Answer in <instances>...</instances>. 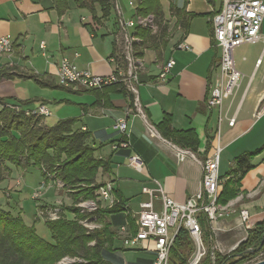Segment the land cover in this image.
I'll return each instance as SVG.
<instances>
[{"label":"crops","instance_id":"1","mask_svg":"<svg viewBox=\"0 0 264 264\" xmlns=\"http://www.w3.org/2000/svg\"><path fill=\"white\" fill-rule=\"evenodd\" d=\"M124 1L125 4L118 0L120 7L131 15L132 9ZM159 1L169 36L159 54L151 48L143 53L145 68L139 74L138 87L143 115L123 92L58 84L56 70L62 56L97 75H107L112 70L108 57L114 54L118 32L114 26L115 12L101 18L96 7L95 19L87 9L76 6L74 0H67L62 12L56 0H0V35L14 41L12 53L0 56V98L10 104L30 103V98L17 94L7 84L36 83L33 77L41 76L52 81L53 86L39 85L44 96L37 105L24 106L26 110L41 104L49 109L50 101L78 106L76 114L62 118L76 117V127L90 134L88 142L95 148L94 155L110 159V171L100 172L97 180L111 182L113 195L118 189L125 200L126 209L112 217L115 228L129 225L128 216L135 221L140 203L151 194L154 209L159 210L161 192L184 203L201 188V166L189 157L179 160L172 147L176 144L163 138L155 126L158 135L151 133L146 122L156 125L169 114L173 129L192 128L198 140L193 152L199 159L214 155L219 145L220 185L228 171L236 167V157L252 153L249 160L253 167L241 178L239 194L225 204L226 213L210 224L213 251L227 254L244 240L255 222L264 219V18L259 38L234 49V63L241 77L233 92L223 96L219 110L208 107L206 99L211 88L221 82V50L210 36V18L221 9L223 0ZM182 40L190 45L189 50L174 48ZM169 57L175 60L169 79H156ZM58 87L76 97H56L52 88ZM119 118L126 121L124 133L115 127ZM231 118L233 125L228 123ZM132 156L138 157L136 167L129 164ZM14 168L21 169L12 166V171ZM31 168L34 167L21 170ZM46 191L47 188L43 195ZM241 209L248 211L250 227L240 220ZM150 243L151 240L131 248L146 253L138 259H154V244Z\"/></svg>","mask_w":264,"mask_h":264},{"label":"trees","instance_id":"2","mask_svg":"<svg viewBox=\"0 0 264 264\" xmlns=\"http://www.w3.org/2000/svg\"><path fill=\"white\" fill-rule=\"evenodd\" d=\"M60 12L67 7V0H56ZM76 6L87 9L96 18V7L100 9L101 18H107L114 11L113 0H74ZM141 14H154L156 31L138 29L142 39L137 45L138 56L143 57L144 49L151 48L157 54L167 42L168 25L159 0H141L137 7ZM114 13V12H113ZM115 49L117 47L116 40ZM34 81L42 86H53L52 81L35 76ZM96 91H118L132 96L119 83L94 89ZM106 94V93H105ZM20 104V105H18ZM28 103L17 104L5 102L0 98V183L7 179L12 166L21 169L36 167L40 169L44 181L59 180L63 189L72 196L73 203L64 207L60 218L46 221L51 232L52 241H46L36 233L33 224H27L21 215H13L9 210L0 207V264H52L66 255L78 254L86 261L84 264H115L106 258L105 253L114 254V240L120 237L119 229L106 220L126 209L125 200L115 190L118 202L111 206L100 205L95 211L81 213L75 205L79 200L95 199L96 191L103 183L97 182V174L110 171V159L94 155L95 148L90 145L88 131L76 127L77 118H60L49 125L43 116L31 113L24 108ZM161 136L172 143L192 151L198 146L196 133L192 128L176 130L171 126V116L165 114L154 125ZM252 153L236 157V167L230 171L221 183L217 203L224 205L240 192V180L247 170L253 167L249 158ZM224 176V177H225ZM220 177V176H219ZM222 177H220L221 179ZM65 211L72 213L73 219H67ZM95 218L102 225L88 232L80 220ZM38 218V217H37ZM202 230V240L206 254L199 264H244L264 251V219L255 222L247 230V237L229 254H219L212 249L211 229L206 215L197 214ZM132 231L134 219L127 217ZM121 238V237H120ZM131 249L119 248V251ZM194 251V244L187 230L180 226L176 231L169 249L167 264H187ZM214 252L212 255L211 253ZM116 254V253H115ZM152 259H138L135 264H151Z\"/></svg>","mask_w":264,"mask_h":264},{"label":"built area","instance_id":"3","mask_svg":"<svg viewBox=\"0 0 264 264\" xmlns=\"http://www.w3.org/2000/svg\"><path fill=\"white\" fill-rule=\"evenodd\" d=\"M114 1V12L118 22L117 47L114 54L108 57L112 65L111 73L107 75H97L88 69H82L69 59L62 56L57 64L56 76L59 85H77L88 90L101 89L112 84H121L132 96L133 106L143 115L139 101L140 85L139 74L141 66L144 65L142 55L138 56L137 45L141 38L137 34L138 29H150L156 31L154 14H141L137 7L141 0H127L128 6L132 9V14L125 16L118 0ZM264 18V0H223L221 9L215 12L210 18L211 37L216 46L220 47L221 56L218 62L220 73V84L211 88L208 92L206 103L208 107L221 109L223 96L231 94L237 86L241 77L240 71L235 67L234 49L242 44L254 42L259 38L261 24ZM14 41L9 36L0 35V56L10 55L13 51ZM176 50H189L191 47L186 41L175 44ZM77 55V54H75ZM258 63L260 60L257 61ZM175 63L173 57H169L161 66L157 78L161 81L169 79L171 69ZM31 113L39 116L50 115L46 105L41 104ZM147 123L148 130L158 135L154 125ZM229 125H233L234 118L229 120ZM115 127L122 133L126 131V121L119 118ZM123 145H125L123 143ZM175 155L179 160L189 157L196 161L202 169L201 188L198 192L188 198V201L179 203L161 192V208L154 209L151 194L149 199L140 203V210L135 217L134 231L127 224L119 227L121 244L126 248H137L150 240L154 244V259L151 264H167L169 249L174 235L180 226L184 227L194 242V252L188 259L187 264H198L202 256L206 253V247L202 240V230L198 222L197 214L203 212L209 223L213 225L217 219L223 215L221 205L217 203L219 195L220 177L218 174V163L222 148L217 145L214 155L199 159L190 149L178 145H172ZM137 156L128 159L129 164L136 167ZM59 187L63 183L56 180ZM44 189V181H41L32 193V198L40 199V194ZM112 183L106 182L100 185L96 191L95 199H83L76 203L81 213L95 211L100 205L111 206L118 202L112 193ZM63 209L59 206L38 205L36 216L44 220L53 221L60 218ZM248 211H240V220L248 226ZM80 223L93 230L101 226L95 218L85 217ZM249 227V226H248Z\"/></svg>","mask_w":264,"mask_h":264},{"label":"rangeland","instance_id":"4","mask_svg":"<svg viewBox=\"0 0 264 264\" xmlns=\"http://www.w3.org/2000/svg\"><path fill=\"white\" fill-rule=\"evenodd\" d=\"M121 2L123 4H125L124 0H121ZM125 16L128 17V16H130V14L126 13ZM114 24H115L114 26H117V31H118V22H117L116 16L114 17ZM144 29H146V28H144ZM117 37H119L118 32H117L116 40H117ZM144 52H145V49H144ZM142 61L145 65L144 57H142ZM144 65L141 66V71L144 70V68H145ZM18 81H20V80H18ZM15 84L16 85H14L12 82H10L7 85L9 88H11V89L13 88L14 92L16 91L17 94H19L21 96H26V98H30V100H31L30 103H28L25 106L37 105V103L39 102V98L44 96L43 95L44 89L41 88L36 83H34L33 81H30V82L21 81L20 83L18 82ZM52 90H54L56 92V94H57L56 97L58 96V98L76 97L74 94L69 93V91L67 89L62 88V87L52 88ZM9 94H10V92H9ZM14 96H16V95H12L10 97H13V98L17 97V96L16 97H14ZM47 104H48L49 109L52 112V115L46 116L44 118V120L49 125L54 124L58 119H60L64 116H67V114L68 115H71V114L74 115L78 111V108H77L78 106H75L74 104H71V103H62L61 101L54 103V102L50 101ZM99 173L97 174V178H98ZM43 179L44 178L42 177L41 171L39 168H37V166L34 168H31L30 170H27L25 172H23L21 169L17 170L16 168H14V170L11 172L10 176L7 179H5L4 181H2V183H0V207L4 208L6 210H9L13 215H21L27 224L30 223V224L34 225V227L36 229V233H38V235L40 237H42L46 241L51 242L52 241L51 232H50V229L48 228V226L45 224V220L43 218H39V217L37 218V216H36L37 206L38 205H45L47 207V206L52 205V206H59L62 209H64V207L69 206L73 203V199H72L71 195H68L69 193H67V190L63 189V187L57 186L56 180H54L52 178L50 180L44 181V189H42V193L40 194V199L39 200L33 199L32 193H34L33 191L37 187H39V184ZM17 180H19V182H17ZM97 182H98V180H97ZM46 188H47V191H46L47 193L45 192L46 194L43 195V191L46 190ZM9 190H11V191H9ZM8 194H10V195H8ZM66 197H69V198L66 199ZM232 199L233 198H231L230 200H232ZM59 200H61V201L59 202ZM221 209H222L221 212L223 214L226 213L227 208L225 207V204L221 205ZM65 216L67 219H73L74 215L68 211H65ZM112 217L113 216H108V217H106V220L109 222H112V224H115V221L112 219ZM114 217H116V216H114ZM244 226H245V224H244ZM248 226L250 227L251 223H249ZM100 227H98V228H100ZM84 228L86 229V231L88 230V232L91 231V229L86 228L85 226H84ZM98 228L96 226V228H94V229H98ZM120 237H121V235H120ZM120 237L118 236V237H116V240H114V247L118 248L117 252H115L116 254L115 253L114 254L105 253L106 258H108L109 261H111L115 264H135V263H137L139 256H141V254H146V253L140 249H127V250H124V252L122 254V252L119 251V248H121V246H122V244H121L122 241H121ZM246 237H247V234H246L245 238ZM245 238H244V240H245ZM191 240H192V238H191ZM192 242H193V240H192ZM151 244L152 243H150V245ZM193 244H194V242H193ZM151 246H153V245H151ZM194 249H195V246H194ZM205 254L203 256H205ZM211 254L213 255L214 252H212ZM227 254H229V253H227ZM203 256H202V258H203ZM262 259H264V251L260 252L258 255H256L254 258H252L250 261H248L247 263H244V264H251V263L260 261ZM85 261L86 260L82 257L80 258V256H78V254H73V255H66L65 257H62L61 259H59L58 261L53 262L52 264H84L83 262H85ZM199 262H198V264H199Z\"/></svg>","mask_w":264,"mask_h":264},{"label":"water","instance_id":"5","mask_svg":"<svg viewBox=\"0 0 264 264\" xmlns=\"http://www.w3.org/2000/svg\"><path fill=\"white\" fill-rule=\"evenodd\" d=\"M251 264H264V259L257 261V262H254V263H251Z\"/></svg>","mask_w":264,"mask_h":264}]
</instances>
